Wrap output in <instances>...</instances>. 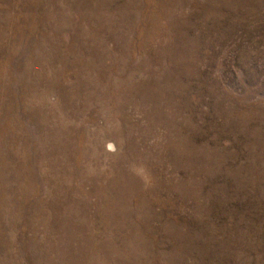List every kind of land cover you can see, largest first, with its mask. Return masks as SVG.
<instances>
[{"label": "rangeland", "instance_id": "rangeland-1", "mask_svg": "<svg viewBox=\"0 0 264 264\" xmlns=\"http://www.w3.org/2000/svg\"><path fill=\"white\" fill-rule=\"evenodd\" d=\"M0 264H264V0H0Z\"/></svg>", "mask_w": 264, "mask_h": 264}]
</instances>
